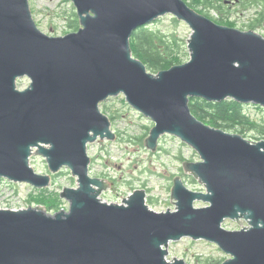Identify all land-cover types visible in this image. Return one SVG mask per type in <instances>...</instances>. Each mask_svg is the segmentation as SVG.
Returning <instances> with one entry per match:
<instances>
[{"label": "water", "instance_id": "obj_1", "mask_svg": "<svg viewBox=\"0 0 264 264\" xmlns=\"http://www.w3.org/2000/svg\"><path fill=\"white\" fill-rule=\"evenodd\" d=\"M71 1L80 28L52 36L29 0H0V177L50 186L52 176L30 163L39 154L53 174L67 167L78 184L60 193L68 210L0 207V264H188L167 258L170 242L183 237L216 243L230 255L221 264H264V140L211 126L190 107L192 97L264 107V36L219 24L185 0ZM166 14L192 29L190 59L154 73L131 38ZM24 77L30 84L21 89ZM120 94L154 122L149 149L170 134L201 157L184 168L205 190L176 178L175 210L155 211L144 189L122 203L101 198L115 185L91 176L88 146L116 140L100 105ZM227 219L248 226L230 230Z\"/></svg>", "mask_w": 264, "mask_h": 264}, {"label": "rangeland", "instance_id": "obj_2", "mask_svg": "<svg viewBox=\"0 0 264 264\" xmlns=\"http://www.w3.org/2000/svg\"><path fill=\"white\" fill-rule=\"evenodd\" d=\"M200 1L207 3L210 0ZM213 1L223 9V14L215 8L209 9L206 4L198 6L194 3L193 8L197 11L208 12L214 19L221 18L222 21L242 30L250 29L248 27L256 20L257 11L264 6V0L256 3L255 0H239L233 6L227 5L226 0ZM29 2L34 20L45 33L59 36L76 31L68 25L69 15L73 10L76 11L71 0H29ZM258 3L262 5L258 6ZM148 26L170 37L176 35L185 43L192 33L187 23L175 20L170 14L151 22ZM253 30L264 36V22L255 26ZM185 48L187 54L183 53V58L188 61L190 54L188 48ZM29 84L28 77L19 80L21 89ZM100 107L111 118L112 129L116 133V140L98 139L88 146V154L92 159L91 176L111 181L115 185L114 189L103 190L101 194L103 200L122 203V200L135 189H144L147 192L149 206L155 211L164 212L176 208L175 199L173 201L171 199L175 178H181L191 190H204L198 178L184 169L186 161L201 160L199 153L192 146L184 143L177 136L166 134L159 139L156 151L149 149L144 141L149 136L154 122L132 107L126 101L124 94L110 97L102 102ZM245 108L253 118L264 121V107L250 103L246 104ZM245 137L252 141L264 140L260 134L255 132H250ZM30 163L37 172L52 174L42 155L34 154ZM53 176L54 180L48 192L25 182H13L0 177V207L20 209L41 206L47 208V212L51 214L60 210H68L70 204L61 198L60 193L64 187H77V177L72 175L67 167H63ZM55 200L57 204L52 206ZM195 204L197 207L207 205L203 201ZM239 221L244 226L237 220L231 219L225 220L223 225L230 230L248 226L245 220ZM175 257L184 259L189 264H221L230 258V255L209 240L183 237L169 244L167 258L173 260Z\"/></svg>", "mask_w": 264, "mask_h": 264}, {"label": "trees", "instance_id": "obj_3", "mask_svg": "<svg viewBox=\"0 0 264 264\" xmlns=\"http://www.w3.org/2000/svg\"><path fill=\"white\" fill-rule=\"evenodd\" d=\"M185 1L192 8L195 7L194 3L198 6L206 4L209 9H212L213 7L215 8L217 6L213 0L207 1V3H201L200 0ZM256 2H259V0H255V3ZM257 5L261 6L262 3H258ZM198 12L213 19L219 24L235 27L232 24L222 21L221 18L214 19V17H212L208 12L202 10ZM219 12L223 14V9L221 7H219ZM68 19L69 27L74 30H78L80 28L79 17L75 10L72 11ZM261 22H264V6L262 9L257 11L256 20H254L251 26L248 25V28L255 29V26ZM187 45L188 43L182 41L178 36L172 35V37H170L161 31H156L150 28L148 25L137 28L133 32L131 38L133 54L137 58L141 59L147 65L148 69L154 73L186 62L183 58V53L187 54L185 48ZM190 107L192 112L200 120L211 126L222 128L234 133H240L244 136L250 132H255L260 134L262 136L261 138H264V121H259L256 118H253L247 113L245 108L246 105L237 102L234 99H227L220 102H211L203 98L192 97L190 98ZM43 190L47 191L48 189H42V191ZM57 199L59 200V197ZM55 204H57V200L54 201L52 206Z\"/></svg>", "mask_w": 264, "mask_h": 264}, {"label": "flooded vegetation", "instance_id": "obj_4", "mask_svg": "<svg viewBox=\"0 0 264 264\" xmlns=\"http://www.w3.org/2000/svg\"><path fill=\"white\" fill-rule=\"evenodd\" d=\"M220 1V0H219ZM224 1V0H223ZM239 0H235V1H233V0H226V4L227 5H230V6H233V5H236V3L238 2ZM214 8V7H213ZM215 9L216 10H218L219 11V6L217 5L216 7H215Z\"/></svg>", "mask_w": 264, "mask_h": 264}, {"label": "bare ground", "instance_id": "obj_5", "mask_svg": "<svg viewBox=\"0 0 264 264\" xmlns=\"http://www.w3.org/2000/svg\"><path fill=\"white\" fill-rule=\"evenodd\" d=\"M54 177V176H53ZM54 180V179H53Z\"/></svg>", "mask_w": 264, "mask_h": 264}]
</instances>
